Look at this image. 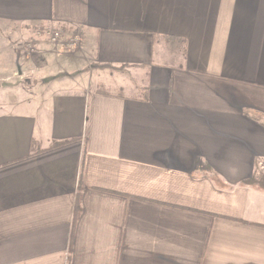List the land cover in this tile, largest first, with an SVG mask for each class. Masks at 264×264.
<instances>
[{
	"label": "crops",
	"instance_id": "0c3cea01",
	"mask_svg": "<svg viewBox=\"0 0 264 264\" xmlns=\"http://www.w3.org/2000/svg\"><path fill=\"white\" fill-rule=\"evenodd\" d=\"M0 264H264V0H0Z\"/></svg>",
	"mask_w": 264,
	"mask_h": 264
},
{
	"label": "rangeland",
	"instance_id": "374dc122",
	"mask_svg": "<svg viewBox=\"0 0 264 264\" xmlns=\"http://www.w3.org/2000/svg\"><path fill=\"white\" fill-rule=\"evenodd\" d=\"M40 31V32H38ZM52 31V32H59L61 34V38L57 41V42H53L51 40V38L46 35L45 33ZM78 31H76L77 33ZM40 33V35H42V37H38V39H42V43H45L46 45H49L52 48H49V50H55L57 47L62 45V31L59 29H43L40 28L37 30V34ZM75 33V34H76ZM74 35L71 37V40H73ZM29 40V39H28ZM70 40V41H71ZM70 41H69V49L71 51H78L80 50V48L83 46V42L79 47L76 48H71L70 47ZM24 47V54L22 53V50H19L20 56H18L16 58V62L12 59L10 62H12L10 64L9 67H5L8 70H11L12 72H16L15 74L17 75V71H18V67H19V60L23 58V56H26L24 60H26V62L23 63L21 69H23V71L25 70V78H23L22 80H20V82H18V86H20V88L25 89L24 91L27 94H30L28 97L30 98H34L37 97L39 95V93H42L41 90L46 89L44 86V88L42 89V82H46L43 78L45 77H50L49 80H54L52 81L50 84V91H54V90H67V89H71L73 87H81L83 90L87 89H91L92 91L95 90H100V91H104V92H116L117 90H115V88L113 86H108L106 84H102L100 82V80H98L99 75L95 72V73H91V74H68V73H64L63 69H62V65H65L62 62H66V60H64L63 58H58L57 62L55 63L53 61V59L51 58L49 60V54L47 57H42L43 59H41L40 61H38V64H34V63H30L31 60L28 59V56L30 55V53L32 51H35L36 46L34 45L33 42L31 41H27L25 42L23 45ZM57 46V47H56ZM22 47V49H23ZM62 51L64 52H69L70 50L68 48L64 49L62 47ZM59 51V50H57ZM56 52V50H55ZM49 61H48V60ZM28 61V62H27ZM47 61V62H46ZM15 62V63H14ZM35 65V66H34ZM36 65H41L45 70L43 71L44 73L39 72L38 68L36 67ZM57 69V70H55ZM59 69V70H58ZM54 74H53V73ZM59 72V73H58ZM57 73V74H55ZM87 75V76H86ZM83 77L87 78L84 79V81H82ZM39 83V85H38ZM64 83H66V85L64 86ZM67 88V89H66ZM44 91V90H43ZM118 92V91H117Z\"/></svg>",
	"mask_w": 264,
	"mask_h": 264
},
{
	"label": "built area",
	"instance_id": "2783aa9c",
	"mask_svg": "<svg viewBox=\"0 0 264 264\" xmlns=\"http://www.w3.org/2000/svg\"><path fill=\"white\" fill-rule=\"evenodd\" d=\"M38 32H40V31H38ZM45 34L48 35L53 42H57L61 38V34L59 32L49 31ZM38 37L40 38V37H42V35H40V33H38L37 38ZM82 42H83V34H82V32L78 31L76 34H74L73 40L70 41V47L71 48L79 47L82 44Z\"/></svg>",
	"mask_w": 264,
	"mask_h": 264
},
{
	"label": "trees",
	"instance_id": "16d2710c",
	"mask_svg": "<svg viewBox=\"0 0 264 264\" xmlns=\"http://www.w3.org/2000/svg\"><path fill=\"white\" fill-rule=\"evenodd\" d=\"M86 70H89V69H86Z\"/></svg>",
	"mask_w": 264,
	"mask_h": 264
}]
</instances>
